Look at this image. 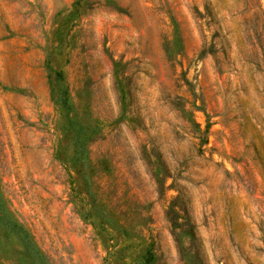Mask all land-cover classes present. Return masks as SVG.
<instances>
[{
  "label": "rangeland",
  "instance_id": "1",
  "mask_svg": "<svg viewBox=\"0 0 264 264\" xmlns=\"http://www.w3.org/2000/svg\"><path fill=\"white\" fill-rule=\"evenodd\" d=\"M0 264H264V0H0Z\"/></svg>",
  "mask_w": 264,
  "mask_h": 264
},
{
  "label": "trees",
  "instance_id": "2",
  "mask_svg": "<svg viewBox=\"0 0 264 264\" xmlns=\"http://www.w3.org/2000/svg\"><path fill=\"white\" fill-rule=\"evenodd\" d=\"M172 199L175 200L176 196H174ZM167 210H168L169 214L171 215V217L174 218V221H176V222H174L175 223L174 228H176L177 231H179L180 233L185 234L186 236H189L190 238H192L191 225H190L189 221H187V219L183 215L179 216V214H178V212L180 213L179 207L175 206L172 203L171 205L167 206ZM115 215H116V217H118L119 212H117V214H115ZM176 217H178V218L176 219ZM180 219H182V222H180Z\"/></svg>",
  "mask_w": 264,
  "mask_h": 264
}]
</instances>
